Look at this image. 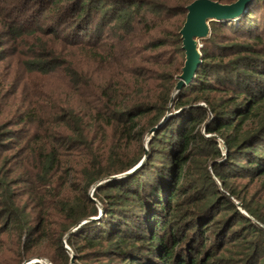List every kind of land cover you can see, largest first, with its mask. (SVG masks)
I'll list each match as a JSON object with an SVG mask.
<instances>
[{
    "label": "trees",
    "instance_id": "obj_1",
    "mask_svg": "<svg viewBox=\"0 0 264 264\" xmlns=\"http://www.w3.org/2000/svg\"><path fill=\"white\" fill-rule=\"evenodd\" d=\"M193 1L0 0V264H264V0L173 93Z\"/></svg>",
    "mask_w": 264,
    "mask_h": 264
},
{
    "label": "water",
    "instance_id": "obj_2",
    "mask_svg": "<svg viewBox=\"0 0 264 264\" xmlns=\"http://www.w3.org/2000/svg\"><path fill=\"white\" fill-rule=\"evenodd\" d=\"M250 2L251 0H237L233 4H220L211 0H195L186 7V18L180 30L185 59L173 93L188 85L195 75L200 63L199 42L208 37L209 22L237 19L247 10ZM140 164L141 162L125 174H131ZM65 249L68 250L67 247ZM34 262L37 261L30 260L24 264Z\"/></svg>",
    "mask_w": 264,
    "mask_h": 264
},
{
    "label": "rangeland",
    "instance_id": "obj_3",
    "mask_svg": "<svg viewBox=\"0 0 264 264\" xmlns=\"http://www.w3.org/2000/svg\"><path fill=\"white\" fill-rule=\"evenodd\" d=\"M199 45H200V43H199ZM201 46V45H200ZM147 137H148V135H147ZM146 137V138H147ZM221 147V146H220ZM137 166V165H136ZM140 166V165H139ZM138 168V167H137ZM136 170V169H135ZM134 170V171H135ZM90 194H91V192H90ZM90 194H89V196H90ZM232 201H233V203L236 205V207L239 209V211L241 212V213H243V214H245L244 213V211L242 210V208L240 207V204L236 201V200H234V199H232ZM63 246H64V248L65 247H67L64 243H63ZM33 260H36L37 262H43V263H45V264H48L45 260H41V259H33Z\"/></svg>",
    "mask_w": 264,
    "mask_h": 264
}]
</instances>
